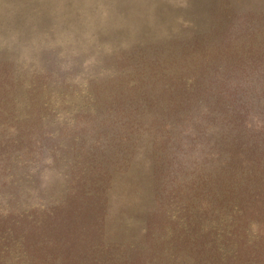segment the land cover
I'll return each mask as SVG.
<instances>
[{
	"label": "rangeland",
	"instance_id": "1",
	"mask_svg": "<svg viewBox=\"0 0 264 264\" xmlns=\"http://www.w3.org/2000/svg\"><path fill=\"white\" fill-rule=\"evenodd\" d=\"M236 87L264 97V0H0V264H63L84 194L106 200L114 263L153 211L161 141L213 170L246 142Z\"/></svg>",
	"mask_w": 264,
	"mask_h": 264
},
{
	"label": "trees",
	"instance_id": "2",
	"mask_svg": "<svg viewBox=\"0 0 264 264\" xmlns=\"http://www.w3.org/2000/svg\"><path fill=\"white\" fill-rule=\"evenodd\" d=\"M225 96L224 114L247 132L246 142L239 140L230 162L213 170L196 164L190 153L183 160L170 152V139L161 141L159 151L167 159L156 173L154 208L141 240L129 247L114 245V263L111 257L107 264H162L180 250L190 252L195 264H264V97L255 101L244 87ZM229 98L241 104L231 107ZM84 196L75 200L73 236L64 242L65 249L52 253L55 260L65 257L63 264H85L86 259L97 264L104 251L106 200L101 210L89 211ZM95 218L100 226H86Z\"/></svg>",
	"mask_w": 264,
	"mask_h": 264
}]
</instances>
